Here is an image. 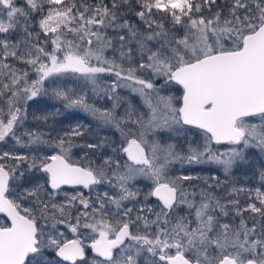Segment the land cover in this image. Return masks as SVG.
Listing matches in <instances>:
<instances>
[{"label": "snow or ice", "instance_id": "6c2138e0", "mask_svg": "<svg viewBox=\"0 0 264 264\" xmlns=\"http://www.w3.org/2000/svg\"><path fill=\"white\" fill-rule=\"evenodd\" d=\"M39 97L107 133L29 127ZM250 149L264 0H0V264H264Z\"/></svg>", "mask_w": 264, "mask_h": 264}, {"label": "trees", "instance_id": "16d2710c", "mask_svg": "<svg viewBox=\"0 0 264 264\" xmlns=\"http://www.w3.org/2000/svg\"><path fill=\"white\" fill-rule=\"evenodd\" d=\"M16 3L17 5H23L24 2L23 0H16ZM130 19L132 20L133 24L139 23L137 18H135L134 16L130 17ZM109 35H112L111 31L109 32ZM30 103H31V107H29L28 109L29 117H28V122H27L29 127L35 126V122L32 120L33 114L41 115L43 112L55 114L57 110H59V115L56 116L55 118L56 126L59 128L68 129L70 125L75 124L78 120H83L86 123L84 127L86 131V137L88 139H94L95 138L94 134L103 135V134H106L108 131L106 129H97L95 127L96 122L94 120H91V118L84 112L79 111V110H66L63 108V105L59 101L52 100L48 97H39L37 98V100L32 101ZM76 151H79V150H76ZM76 158L78 157H74V159ZM261 167H264V155H262L258 150L250 149L248 151V162L234 170L235 175L232 178V180L237 185L242 184L248 187L258 185L259 187H261V182L259 180V170L261 169ZM203 170H206V169L203 168ZM192 172L198 175L203 174L204 175L203 177L218 175L221 178V180H224L223 173L219 171L216 167L215 168L210 167L204 173L202 171L199 172L193 169H192ZM192 183L199 185V184H202V181H193ZM230 186L231 184H229L226 181L225 187L228 188ZM223 193H224V188L218 189V194L222 196Z\"/></svg>", "mask_w": 264, "mask_h": 264}, {"label": "rangeland", "instance_id": "374dc122", "mask_svg": "<svg viewBox=\"0 0 264 264\" xmlns=\"http://www.w3.org/2000/svg\"><path fill=\"white\" fill-rule=\"evenodd\" d=\"M23 2H24V0H23ZM173 94H175V93H173ZM86 114V113H85ZM90 117V116H89ZM91 118V117H90ZM91 120H92V118H91ZM77 124H80V125H86V123L83 121V120H78L75 124H73V125H77ZM215 168L216 166H214V165H200V166H194L193 167V170H195V171H199V172H205V171H207L209 168ZM203 168H205L206 170H203ZM222 172V171H221ZM202 177L204 176L203 174H200ZM231 187V186H230ZM230 187H228V188H230ZM257 187H259L258 185H255V186H252V188H257ZM71 191V190H70ZM85 191H87V190H85Z\"/></svg>", "mask_w": 264, "mask_h": 264}]
</instances>
